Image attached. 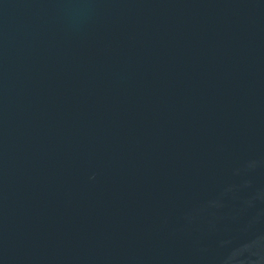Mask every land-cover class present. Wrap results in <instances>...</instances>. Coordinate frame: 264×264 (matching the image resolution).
I'll return each mask as SVG.
<instances>
[{
  "label": "water",
  "instance_id": "1",
  "mask_svg": "<svg viewBox=\"0 0 264 264\" xmlns=\"http://www.w3.org/2000/svg\"><path fill=\"white\" fill-rule=\"evenodd\" d=\"M0 264H264V0H0Z\"/></svg>",
  "mask_w": 264,
  "mask_h": 264
}]
</instances>
